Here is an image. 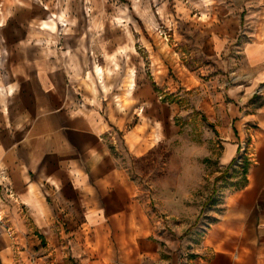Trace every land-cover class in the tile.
I'll list each match as a JSON object with an SVG mask.
<instances>
[{"label": "crops", "instance_id": "1", "mask_svg": "<svg viewBox=\"0 0 264 264\" xmlns=\"http://www.w3.org/2000/svg\"><path fill=\"white\" fill-rule=\"evenodd\" d=\"M190 93L248 160L194 243L135 176ZM0 169V264H264V0H0Z\"/></svg>", "mask_w": 264, "mask_h": 264}, {"label": "rangeland", "instance_id": "2", "mask_svg": "<svg viewBox=\"0 0 264 264\" xmlns=\"http://www.w3.org/2000/svg\"><path fill=\"white\" fill-rule=\"evenodd\" d=\"M196 102L190 93L180 137L135 159V176L152 194L166 234L179 241L189 237L193 243L212 221L223 196L243 181L248 163L241 150L223 164L222 139ZM116 138L115 144H122Z\"/></svg>", "mask_w": 264, "mask_h": 264}, {"label": "built area", "instance_id": "3", "mask_svg": "<svg viewBox=\"0 0 264 264\" xmlns=\"http://www.w3.org/2000/svg\"><path fill=\"white\" fill-rule=\"evenodd\" d=\"M158 31L162 34V36L164 38H166V39L168 38V34H167V32L164 29L163 30L158 29ZM0 176H2V170L1 169H0ZM8 193L10 194L9 190H8ZM3 219H4V217H3L2 213L0 212V222H3Z\"/></svg>", "mask_w": 264, "mask_h": 264}, {"label": "trees", "instance_id": "4", "mask_svg": "<svg viewBox=\"0 0 264 264\" xmlns=\"http://www.w3.org/2000/svg\"><path fill=\"white\" fill-rule=\"evenodd\" d=\"M245 171H246V168H245Z\"/></svg>", "mask_w": 264, "mask_h": 264}]
</instances>
